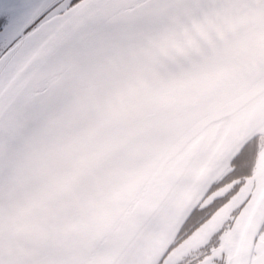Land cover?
<instances>
[{"label":"water","instance_id":"1","mask_svg":"<svg viewBox=\"0 0 264 264\" xmlns=\"http://www.w3.org/2000/svg\"><path fill=\"white\" fill-rule=\"evenodd\" d=\"M258 134L264 0L79 1L0 57V264H155Z\"/></svg>","mask_w":264,"mask_h":264},{"label":"flooded vegetation","instance_id":"2","mask_svg":"<svg viewBox=\"0 0 264 264\" xmlns=\"http://www.w3.org/2000/svg\"><path fill=\"white\" fill-rule=\"evenodd\" d=\"M25 9L13 16L10 3ZM78 0H0V35L14 21L28 19L16 37L0 49V55L25 33L45 19L56 15ZM32 7L33 14H30ZM32 20V21H31ZM264 136L253 137L233 159L223 178L200 200L157 264H234L241 237V214L257 184L264 183V174L257 172L262 164ZM257 172V173H256ZM260 175V176H259ZM258 177L260 180L258 181ZM248 257V258H247ZM246 264H264V222L252 237Z\"/></svg>","mask_w":264,"mask_h":264},{"label":"rangeland","instance_id":"3","mask_svg":"<svg viewBox=\"0 0 264 264\" xmlns=\"http://www.w3.org/2000/svg\"><path fill=\"white\" fill-rule=\"evenodd\" d=\"M30 6H33L36 0H29ZM10 6L14 9L12 15L16 16L20 14L22 10L25 9H18L15 1H12L10 3ZM32 13V19L35 16L33 14L32 7L30 8V14ZM32 21V20H31ZM28 22V19H23L22 21H14L13 23L9 24L7 28H3L2 34L0 35V49L9 44L15 37L17 31L22 28L26 23Z\"/></svg>","mask_w":264,"mask_h":264},{"label":"trees","instance_id":"4","mask_svg":"<svg viewBox=\"0 0 264 264\" xmlns=\"http://www.w3.org/2000/svg\"><path fill=\"white\" fill-rule=\"evenodd\" d=\"M229 176V172L226 173V177Z\"/></svg>","mask_w":264,"mask_h":264},{"label":"snow or ice","instance_id":"5","mask_svg":"<svg viewBox=\"0 0 264 264\" xmlns=\"http://www.w3.org/2000/svg\"><path fill=\"white\" fill-rule=\"evenodd\" d=\"M0 25H2V21H0Z\"/></svg>","mask_w":264,"mask_h":264}]
</instances>
